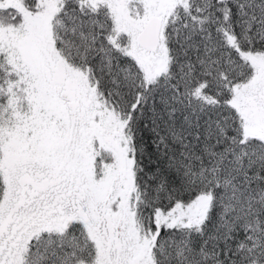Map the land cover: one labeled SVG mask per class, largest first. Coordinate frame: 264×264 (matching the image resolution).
<instances>
[{
  "label": "snow or ice",
  "instance_id": "1",
  "mask_svg": "<svg viewBox=\"0 0 264 264\" xmlns=\"http://www.w3.org/2000/svg\"><path fill=\"white\" fill-rule=\"evenodd\" d=\"M0 264H264V0H0Z\"/></svg>",
  "mask_w": 264,
  "mask_h": 264
}]
</instances>
